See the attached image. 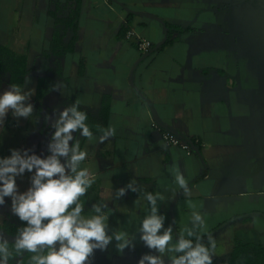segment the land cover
I'll use <instances>...</instances> for the list:
<instances>
[{
  "label": "crops",
  "instance_id": "0c3cea01",
  "mask_svg": "<svg viewBox=\"0 0 264 264\" xmlns=\"http://www.w3.org/2000/svg\"><path fill=\"white\" fill-rule=\"evenodd\" d=\"M242 1L0 0V48L25 57L21 86L29 77L30 100L49 117L37 131V156L50 154L40 152L64 107L78 101L96 122L107 107L91 142L73 133L88 152L81 167L98 178L83 214L105 202L109 234L127 230L136 239L122 255L115 241L96 250L90 264H137L143 254H156L136 231L148 192L164 196L159 213L165 227L176 220L174 235L189 224L190 205L198 206L216 240L213 262L235 255L239 264H264V27L253 32L246 20L227 15ZM139 39L151 45L146 54ZM0 78L1 87L9 86L7 75ZM57 82L61 91L53 90ZM153 124L193 144L194 152L168 147ZM109 126L115 135L99 143ZM176 170L190 197L175 183ZM132 180L138 191L117 199L116 190Z\"/></svg>",
  "mask_w": 264,
  "mask_h": 264
},
{
  "label": "clouds",
  "instance_id": "9594fccd",
  "mask_svg": "<svg viewBox=\"0 0 264 264\" xmlns=\"http://www.w3.org/2000/svg\"><path fill=\"white\" fill-rule=\"evenodd\" d=\"M62 88L60 82L53 85V90L61 91ZM33 94V89L24 91L22 86L15 84L0 94V126L9 110L14 117L32 116L34 106L28 101ZM53 113L56 114L55 109ZM87 119L79 102H74L59 111L50 125L54 132L47 145L49 155L41 158L30 155L28 150L14 149L10 156L0 158V205L5 203V197H10L12 213L26 222V226L17 229L12 242L15 255L9 249L8 239L0 235V264H9L11 259L25 253L33 254L29 264H90L94 252L106 251L113 241L121 255L125 249H134V233L116 230L109 234L107 221L111 210L105 202L91 205L94 214H83L81 197L95 182V175L87 167H81L88 152L81 150L80 141L73 133L79 132L91 142L94 137ZM115 132V128L109 126L98 142L103 143ZM33 170L31 186L18 193L15 178ZM175 183L186 197L191 196L188 182L178 170L175 171ZM126 190L137 192L136 182L132 180L117 189L116 198L123 197ZM145 199L148 209L136 231L140 241L156 254H143L137 264H165V257L168 264H213L216 240L207 231L205 214L197 205H190L189 224L174 235L176 220L165 227L166 217L159 213L158 202H163L164 196L148 192ZM205 236L207 243L203 242Z\"/></svg>",
  "mask_w": 264,
  "mask_h": 264
},
{
  "label": "rangeland",
  "instance_id": "374dc122",
  "mask_svg": "<svg viewBox=\"0 0 264 264\" xmlns=\"http://www.w3.org/2000/svg\"><path fill=\"white\" fill-rule=\"evenodd\" d=\"M260 1V4H258ZM227 15L229 14L231 19L235 16L241 18V22L246 20V28L253 32H258V30L263 29L264 27V0H245L240 4H234L228 7ZM261 17V18H259ZM243 23V22H242ZM231 26L234 28V24L231 23ZM237 29V24H235ZM258 28V29H257ZM242 30V29H241ZM29 77L27 78V83L23 87L24 91L32 89L29 85ZM8 85H3L0 88V94H2ZM33 106L34 111L32 116L29 118H20L14 117L9 110L6 118L4 119L3 125L0 126V158H5L11 155V150H28L29 154L38 155L36 151V141L38 139L37 131L39 127L43 126V123L47 124V112L44 108L39 109L38 104L29 100ZM41 107V106H40ZM41 110V111H40ZM49 139L47 141V144ZM47 149V147H46ZM45 149L43 154H48V151ZM40 155V154H39ZM64 161V159L62 160ZM33 172L25 171L22 175H19L15 178L17 185L18 193H23L31 186V177L34 175ZM98 185V178L95 181ZM5 203L0 205V227L5 220H9L8 216L13 214L11 211V198L5 197ZM0 235H3V232L0 230Z\"/></svg>",
  "mask_w": 264,
  "mask_h": 264
},
{
  "label": "trees",
  "instance_id": "16d2710c",
  "mask_svg": "<svg viewBox=\"0 0 264 264\" xmlns=\"http://www.w3.org/2000/svg\"><path fill=\"white\" fill-rule=\"evenodd\" d=\"M74 42V38L70 40V45L67 47V51L72 50V44ZM66 51V50H65ZM25 57L24 56H9L7 53L4 52L2 48H0V77L2 75L8 76V83L9 86L11 84L19 85L21 86L23 83V80L27 74V71L25 69ZM2 80L0 78V87H1ZM41 84L38 86V96L41 95ZM106 111H102L101 115V122H96L93 119H87L86 123L88 124L90 130L92 132H98V127L103 125L107 120V107L104 108ZM88 193V191H87ZM87 193L85 196L81 197V202L84 204L86 201ZM9 220L3 221L0 230L8 237L14 239L15 235L17 234V229L23 226H26V222H22L19 220V218L15 214H10L8 216ZM13 241L9 242V249L13 251L14 253V244ZM15 255V253H14ZM32 253H25L22 257H15V259H11L9 261V264H29V260ZM235 255L230 258L228 261H220V262H213V264H239L236 262Z\"/></svg>",
  "mask_w": 264,
  "mask_h": 264
},
{
  "label": "built area",
  "instance_id": "2783aa9c",
  "mask_svg": "<svg viewBox=\"0 0 264 264\" xmlns=\"http://www.w3.org/2000/svg\"><path fill=\"white\" fill-rule=\"evenodd\" d=\"M132 36L131 32L127 33V37ZM137 48L140 51V53L142 54H146L147 52H149L152 48L149 42L145 41V40H141L139 39L137 41ZM153 128H155L156 130H158L160 132V135L162 137V139L165 141V143L167 144L168 147H177L180 148L181 150H183L186 153H193L194 152V145L188 143L186 140L176 136L175 134H173L171 131L169 130H163L160 126H158L157 124H153L152 125Z\"/></svg>",
  "mask_w": 264,
  "mask_h": 264
}]
</instances>
